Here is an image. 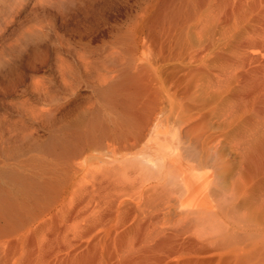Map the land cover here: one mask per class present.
Instances as JSON below:
<instances>
[{"label": "rangeland", "instance_id": "1", "mask_svg": "<svg viewBox=\"0 0 264 264\" xmlns=\"http://www.w3.org/2000/svg\"><path fill=\"white\" fill-rule=\"evenodd\" d=\"M90 1L0 43V264H264V0Z\"/></svg>", "mask_w": 264, "mask_h": 264}, {"label": "bare ground", "instance_id": "2", "mask_svg": "<svg viewBox=\"0 0 264 264\" xmlns=\"http://www.w3.org/2000/svg\"><path fill=\"white\" fill-rule=\"evenodd\" d=\"M98 1L99 0H97L96 2L97 5ZM93 2L94 1L90 0H88L87 2L84 0H0V43L4 42V40L6 41L5 38H7V40L9 41L8 37H10V32H13V29L17 31L15 27L20 23L21 14L25 13L27 15V17L25 15V22L27 21V25L25 26L26 28L24 27V31H26L28 34L35 33L34 36L37 37V40L35 42V37L33 38L34 44H31L33 45L32 47H36V49L49 48L51 52H53V55L55 57L58 74L61 75L62 64H65L62 59L64 51L69 50L76 56L80 48H86L90 45L88 42H83L84 39L82 38L83 34L88 32L87 30H85L88 28L82 27L84 31H81L82 29L73 21V19H79L80 17H75L73 15L79 7H83L84 5L87 8H91L92 11L91 5ZM96 6L94 5V7ZM86 7H84V10H86ZM100 7H102L101 12H103V14H101L107 16L109 12L108 1L100 4ZM46 8H48L49 10L53 8L54 14L52 13L53 15L49 16V18L43 16L38 18L35 17V15L39 13V11H45ZM87 13L85 12L84 14ZM106 16L104 17L108 18V16ZM22 17L24 18L23 15ZM33 19H36V24L34 22L35 20ZM56 22H58L59 24H57ZM29 36L31 37L32 35ZM17 37L16 39L18 40ZM41 90H44V88H41Z\"/></svg>", "mask_w": 264, "mask_h": 264}]
</instances>
